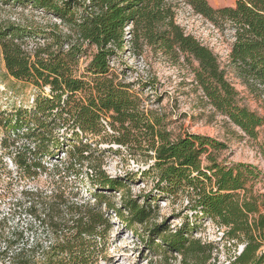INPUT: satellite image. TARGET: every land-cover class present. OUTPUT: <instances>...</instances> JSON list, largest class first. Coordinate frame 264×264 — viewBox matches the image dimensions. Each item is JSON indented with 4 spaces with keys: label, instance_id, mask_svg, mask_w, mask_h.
Here are the masks:
<instances>
[{
    "label": "trees",
    "instance_id": "obj_1",
    "mask_svg": "<svg viewBox=\"0 0 264 264\" xmlns=\"http://www.w3.org/2000/svg\"><path fill=\"white\" fill-rule=\"evenodd\" d=\"M220 30H231L229 53L238 74L264 85V0H236L214 7L208 0H183ZM6 5L31 6L59 18L67 31L0 17V47L9 74L32 83L38 92L31 105L19 106L2 126L19 143L13 159L31 176L49 174L45 188H37L29 213L39 221L44 237L21 241L6 236L0 248L1 264H97L110 218L101 205L122 218L141 235L158 203L126 190L124 178L106 172L95 142H114L153 159L147 172L156 173L158 193L184 195L190 209L212 218L222 237L242 249L228 264H264V192H255L260 174L246 162L220 159L227 144L210 135L185 132L173 136L163 118L143 106L133 82L119 78L113 61L127 46L142 53L155 51L197 61L194 77L210 104L245 134L256 137L264 116L238 101V92L226 77L219 57L176 21L170 0H0ZM42 39L35 44L28 39ZM95 48L83 70L80 61ZM9 135L2 141L5 143ZM85 138V140H83ZM18 148V146H16ZM63 159L47 164L46 158ZM98 191L95 201L79 199L71 175L83 168ZM76 182V181H75ZM122 195L120 206L105 191ZM192 221L170 227L155 223L147 231L155 255H180L179 264H207L216 246L192 233ZM23 237V234H21ZM155 239H159L158 242Z\"/></svg>",
    "mask_w": 264,
    "mask_h": 264
},
{
    "label": "rangeland",
    "instance_id": "obj_2",
    "mask_svg": "<svg viewBox=\"0 0 264 264\" xmlns=\"http://www.w3.org/2000/svg\"><path fill=\"white\" fill-rule=\"evenodd\" d=\"M208 1L214 7L231 6L236 2ZM170 2L176 9L177 23L217 54L226 77L238 92V101L264 116V85L241 77L230 61L229 53L234 40L232 31L218 29L206 18L196 14L183 0ZM0 17L33 23L48 29L54 24H59L60 29L67 31L66 25L61 23L59 18L35 10L31 6L6 5L0 2ZM28 41L35 44L43 40L34 38ZM94 51L95 48H90L88 54L83 56L80 61L81 70ZM112 65L120 79L134 83L136 90L140 91L145 109L161 116L173 136L187 131L210 135L227 144V148L219 153L221 160H226L229 164L246 162L257 166L260 174L254 191L264 192V123L258 128L257 136L251 137L218 112L195 81L194 68L198 65L196 60L155 51L150 46H146L139 54L127 46ZM37 92L38 88L32 83L16 79L9 74L0 47V248L6 242V236L13 232L20 235L21 241L30 239L32 242V238L36 236L45 238L39 221L29 213V206L36 198L33 192L37 188L47 187L49 174L43 172L31 176L16 165L13 156L21 149L19 146L22 141L13 143L14 135L8 133L1 123L4 124L8 115L15 112V108L31 105ZM7 135L9 138L4 143L2 139ZM90 141L97 150L96 154L102 167L111 176L124 178L128 186L126 190L132 197L138 196L140 203H145L147 198L139 196L147 194V197L156 198L151 201L152 206L158 203L150 220L137 225L144 231L141 235L128 228L114 210L101 205L110 222L97 264H179L178 253H174L170 258V255L161 257L155 255L149 247L151 232L147 229L155 223L163 222L174 227L180 226L186 220L192 221L193 235L216 246L213 257L207 264H228L242 249V243L235 244L222 237L223 229L212 218L191 210L186 196L172 198L158 193L154 187L156 173L146 171L153 162L146 153L132 154L127 148L111 141ZM18 143L20 145H17ZM59 155L58 159L46 158L50 168L52 164L63 160L60 158L64 153L60 152ZM90 172L85 166L79 178L71 175V182L78 186L79 199H91L94 202L93 193L98 189L90 182ZM105 193L111 196L112 204L121 205L123 198L119 192L106 190ZM155 241L158 242L159 239Z\"/></svg>",
    "mask_w": 264,
    "mask_h": 264
}]
</instances>
